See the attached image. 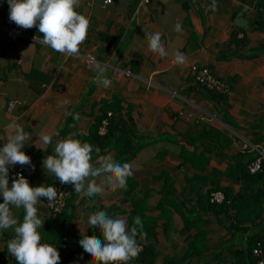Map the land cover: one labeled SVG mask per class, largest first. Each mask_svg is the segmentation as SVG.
<instances>
[{"label":"crops","instance_id":"obj_1","mask_svg":"<svg viewBox=\"0 0 264 264\" xmlns=\"http://www.w3.org/2000/svg\"><path fill=\"white\" fill-rule=\"evenodd\" d=\"M261 1L80 0L76 11L89 20L87 37L68 56L42 43L38 28L22 29L10 21L9 4L0 0V147L13 122L30 136L22 151L31 164L8 165L9 186L18 166L32 187L56 181L42 167L44 158L54 155L56 142L69 136L92 145L90 129L109 103L115 118L126 122L127 129L117 126L116 135L123 132L126 143L92 145L93 152L99 148V155L132 165L126 187L88 197L72 186L70 217L61 231L48 229L55 213L47 198L36 205L44 220L38 229L41 242L57 248L58 264H93L79 240L83 232L103 239L98 229L88 228L89 215L97 211L123 218L128 226L133 213H141L136 239L152 242L156 255L150 264H205L218 249L230 263L231 254L224 249L233 235L229 221L201 212L208 246L192 255L187 243L197 230L185 227V216L190 207L197 209L198 184L202 190L211 185L210 179L193 181V174L223 181L220 171L241 151L252 149L264 157V21L257 19L259 10L264 11ZM178 22L182 32L174 30ZM146 32L160 33L167 56L148 50ZM177 51L186 57L184 64L174 62ZM97 63L105 69L109 87L96 82L91 66ZM192 64L209 67L230 82V90L214 92L197 83ZM45 133L52 135L49 145L38 139ZM123 149L129 154H120ZM12 211L22 221L23 208ZM259 224L263 229L264 211ZM14 235L13 229L0 230V264H17L7 252Z\"/></svg>","mask_w":264,"mask_h":264},{"label":"clouds","instance_id":"obj_2","mask_svg":"<svg viewBox=\"0 0 264 264\" xmlns=\"http://www.w3.org/2000/svg\"><path fill=\"white\" fill-rule=\"evenodd\" d=\"M9 19L22 29L38 28L42 34V43L54 51L68 56L79 51V46L87 37L89 20L76 11L80 0H7ZM110 2V0H106ZM215 10V3L212 5ZM247 11V8H245ZM240 24V20H237ZM182 32L178 22L174 28ZM148 50L165 57L168 53L158 32H146ZM174 62L184 64L186 57L176 52ZM97 73L96 82L109 87L111 81L105 76V69L100 64L91 66ZM79 118L78 116L76 117ZM6 143L0 147V230L13 229L14 237L7 243V252L13 256L17 264H58L60 254L57 248L41 242L44 220L37 214L36 205L41 198H47L48 204L58 199L57 189L53 185L32 187L28 179L17 174L9 186L8 165H30L31 158L23 146L30 136L24 128L13 122L7 125ZM44 145L52 143V135L41 134ZM54 155H47L42 167L50 175H54L61 184H71L76 193L88 197L104 195L107 189L124 188L127 178L132 175L130 163H118L111 155L98 154L95 163L92 160L93 146L81 142L71 136L60 139L53 149ZM12 207L23 208L24 215L20 221L13 213ZM88 228L98 229L103 239L95 235L81 233L79 244L89 255L93 264H129L139 253L136 237L138 227H142L140 217L134 218L129 229L123 218H113L104 211H97L88 217Z\"/></svg>","mask_w":264,"mask_h":264},{"label":"trees","instance_id":"obj_3","mask_svg":"<svg viewBox=\"0 0 264 264\" xmlns=\"http://www.w3.org/2000/svg\"><path fill=\"white\" fill-rule=\"evenodd\" d=\"M264 0L260 2L262 4ZM258 18H262L260 22L264 21V11L259 10L257 14ZM258 21V24L260 23ZM261 22V23H262ZM244 35L240 37L242 41ZM236 42L238 40H235ZM228 81V80H227ZM229 82V81H228ZM230 83V82H229ZM206 88V87H205ZM210 91L209 88H206ZM214 92H220L215 90ZM110 103L104 111V115L100 119H97L91 127L89 132V141H92V145L97 146H112L116 142L126 141L123 132L117 135V126H123L127 129L126 122L118 121L115 116L116 113ZM111 111L108 115L107 112ZM107 116L108 122L105 125V131L99 132V126L102 124V119ZM115 138V139H114ZM126 143V142H124ZM120 154L127 152L126 149L119 150ZM95 150L92 153V160L96 157ZM129 154L128 152L126 155ZM258 153L252 149L241 151L233 163H231L224 171H220L221 176H225L226 180L213 179L210 175L195 173L192 175L193 181L198 179L200 182L206 183L210 179L211 185L206 190H202L200 184H198L195 192L197 194V209L196 206L187 210V216H185V227L191 229L196 227V232L187 243L190 254H196L208 246L207 220L203 219L201 212H211L215 216L223 217L229 221V228L233 233L230 246H226V249L230 255L229 264H258L259 259L264 261V228H260V219L264 211V157L260 159V167L255 171H251L249 164L257 158ZM218 176V175H217ZM214 177V176H213ZM56 181L50 183L55 186ZM71 184H68V193L65 196V204L61 211L55 212L54 218L48 219V229L56 227L58 231L63 229L64 221L70 217L67 208L70 199V193L72 190ZM220 190L223 193V199L220 201L211 200V191ZM200 209V210H199ZM133 220V221H132ZM134 217L131 219L130 225L133 226ZM250 224L251 226H248ZM129 225V228H130ZM202 225V226H201ZM131 229V228H130ZM155 231L152 230L153 234ZM152 237V236H150ZM137 242L142 244V249L139 254L129 262L140 261L142 264H150L155 258L156 251L153 250L152 242H145L136 239ZM254 248L261 249L260 254L254 253ZM213 259H208L205 264H226V258L221 254V250L218 249L213 252Z\"/></svg>","mask_w":264,"mask_h":264},{"label":"built area","instance_id":"obj_4","mask_svg":"<svg viewBox=\"0 0 264 264\" xmlns=\"http://www.w3.org/2000/svg\"><path fill=\"white\" fill-rule=\"evenodd\" d=\"M104 2L107 3L106 0H104ZM191 70H192V73L194 75L195 81L197 83H199L200 85H202L203 87L209 88V89L214 90V91L217 90L220 92H227L230 90L229 82L225 79H222L221 77H219L217 75H214L212 73V71L209 69V67L198 65V64H192ZM107 114L110 115L111 111H108ZM101 122H102V124L99 126V132L103 133L105 131V125L108 122L107 116L104 117ZM260 159H261L260 157H257L256 159H254L249 164V168L251 171H255L256 169H258L260 167ZM17 174H22L24 176L23 167L18 166L14 170L13 176L15 178H18ZM67 186H68V184H61V183H59V184L57 183L55 185V187L57 189L58 199L55 200L52 203V205H49L48 201H47V205L53 213L59 212L62 210V208L65 204V196L68 193ZM210 194H211V200L220 201L223 199V193L220 190L211 191ZM137 244L139 245V252H140L142 249V244L139 242H137ZM253 251L255 254L261 253V249H259V248H254ZM258 264H264L263 259H259Z\"/></svg>","mask_w":264,"mask_h":264},{"label":"rangeland","instance_id":"obj_5","mask_svg":"<svg viewBox=\"0 0 264 264\" xmlns=\"http://www.w3.org/2000/svg\"><path fill=\"white\" fill-rule=\"evenodd\" d=\"M56 182H57L58 184L60 183L58 179L56 180ZM133 214L135 215V217H140V216H142L141 213H133ZM140 218H141V217H140ZM131 227H132V226L130 225V228H131ZM130 228H129V229H130Z\"/></svg>","mask_w":264,"mask_h":264},{"label":"water","instance_id":"obj_6","mask_svg":"<svg viewBox=\"0 0 264 264\" xmlns=\"http://www.w3.org/2000/svg\"><path fill=\"white\" fill-rule=\"evenodd\" d=\"M130 264H140V262L139 261H133Z\"/></svg>","mask_w":264,"mask_h":264}]
</instances>
